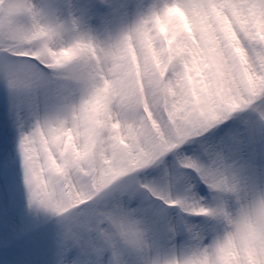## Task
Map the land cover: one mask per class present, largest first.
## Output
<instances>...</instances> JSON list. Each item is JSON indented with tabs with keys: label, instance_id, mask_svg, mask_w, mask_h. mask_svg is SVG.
Here are the masks:
<instances>
[{
	"label": "snow or ice",
	"instance_id": "obj_1",
	"mask_svg": "<svg viewBox=\"0 0 264 264\" xmlns=\"http://www.w3.org/2000/svg\"><path fill=\"white\" fill-rule=\"evenodd\" d=\"M177 6L185 5L12 0L9 14L0 17V264H123L124 251L113 231L115 226L134 231L138 239L148 232L158 239L187 232L202 241L213 229L203 217L226 215L227 204L201 212L195 207L198 198L206 196L209 189L238 195L241 179L254 182L264 176V91L260 89L252 90L231 115L216 114L178 129L179 145L157 146L161 156L181 146L193 154L187 157V164L199 173L200 180L195 191L190 188L194 207L188 216L174 217L151 199L147 194L156 191L154 183L138 186L135 181L123 180L112 184L104 178L107 173L94 175L90 188L82 186L67 193L76 203L85 201L69 214L64 198L58 197L55 186L41 175L33 141L34 133L42 129L38 121L36 128L28 123L38 112L34 95L64 86L42 71L40 60L53 56L55 66L67 69L71 79L87 86L95 87L98 78L103 80L96 91L105 94V102L89 130L95 136L97 130L118 123L112 119L108 94L123 95L116 86L123 78L116 73L122 68L124 53L135 47L136 41L154 42L149 25ZM66 37L67 43L56 48V42ZM24 42L38 47L21 51ZM62 51L69 55H59ZM106 65L115 79L105 75ZM122 102L132 106L130 97ZM49 127L59 135L73 131L64 128L63 120ZM74 131L78 132V127ZM70 143L74 148L75 140ZM153 160L150 154L145 165ZM74 166L79 168L75 157L65 161L61 173L69 185V171ZM243 237L249 255H259L250 264H264V215L247 224Z\"/></svg>",
	"mask_w": 264,
	"mask_h": 264
},
{
	"label": "clouds",
	"instance_id": "obj_2",
	"mask_svg": "<svg viewBox=\"0 0 264 264\" xmlns=\"http://www.w3.org/2000/svg\"><path fill=\"white\" fill-rule=\"evenodd\" d=\"M132 3L185 6L171 7L167 15L149 25L154 42L136 41L135 47L124 53L122 68L116 73L123 78L116 85L123 95L108 94L112 119L118 123L97 130L95 136L89 130L105 102V94L96 91L103 80L98 78L95 87L87 86L71 79L67 69L55 66L53 56L40 60L42 71L64 87L34 95L38 112L28 123L36 128L38 121L42 129L34 133V159L43 178L64 198L69 214L85 201L76 203L67 193L82 186L90 188L94 175L107 173L104 178L112 184L123 180L135 181L138 186L154 183L156 191L146 193L151 199L174 217L188 216L194 207L190 188L195 191L200 180L199 173L187 164V157L193 154L181 146L161 156L157 146L179 145L178 129L216 114L231 115L252 90L264 91V0ZM11 7L12 0H0V17L7 16ZM62 43H67V37L55 47L59 49ZM37 47V43L24 42L21 51ZM108 68L106 65L105 75L115 79ZM126 97L132 100L130 108L122 102ZM59 120L64 121L66 130H73L71 135L50 130L49 124ZM77 127L78 132L74 131ZM150 154L153 163L145 165ZM73 157L79 168L70 169L69 185L61 173L65 161ZM223 203L227 204L226 215L203 217L213 229L202 241L187 232L163 239L148 232L138 239L134 231L115 226L113 231L124 251L123 264H250L259 255L250 256L245 250L243 233L249 222L264 215V176L254 182L241 179L238 195L209 189L195 207L208 212Z\"/></svg>",
	"mask_w": 264,
	"mask_h": 264
},
{
	"label": "rangeland",
	"instance_id": "obj_3",
	"mask_svg": "<svg viewBox=\"0 0 264 264\" xmlns=\"http://www.w3.org/2000/svg\"><path fill=\"white\" fill-rule=\"evenodd\" d=\"M2 107H3V98L2 96H0V109H2Z\"/></svg>",
	"mask_w": 264,
	"mask_h": 264
}]
</instances>
